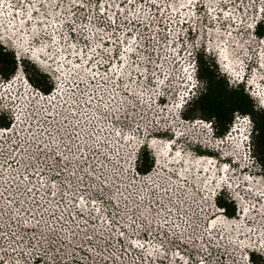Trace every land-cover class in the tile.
<instances>
[{
  "label": "snow or ice",
  "instance_id": "1",
  "mask_svg": "<svg viewBox=\"0 0 264 264\" xmlns=\"http://www.w3.org/2000/svg\"><path fill=\"white\" fill-rule=\"evenodd\" d=\"M2 2L3 0H0V3ZM19 2L26 13L20 23L26 24L28 31L25 32V29L19 25L17 27L20 37L27 36L30 39L18 37L20 42L17 43L9 38L8 45L14 50L8 51L4 36L0 33V82L5 86L17 80L22 86L27 83L28 87H25L24 91L28 92L26 99H29L31 107L23 121L11 109L8 110L7 115L0 116V181L3 182L0 201L7 206V208L0 206V215L11 212L8 215L11 224L22 228L25 233H31L32 239L28 242V250L19 249L18 252V246L25 242L26 237L23 234L18 235L11 226L5 228L0 225V238L8 242L0 244V264H20V261H23V264H30L29 258L33 254V249L37 247L44 249L45 256H50L48 264H65L69 256L75 264H83L84 259L95 260L96 257L104 260L102 251H97L93 255L92 252H85L84 247L81 246L77 250L84 252V257L75 261V252L68 251L70 241L66 236L69 234L64 231L70 222L80 228L81 225L76 222L77 217L85 219V210L89 208L93 209L90 215H94L99 211L96 205L104 202L110 204L118 215L124 212L131 221L132 227H136L139 221L149 231L156 229L164 231L163 238L158 245H153L151 251L144 249L143 244H134L135 247L148 252L147 256L139 257L141 261H152V264H155L153 257L155 253L156 256L162 257L161 264L170 261L173 257L178 258V264L181 261L184 264H188L189 261L191 264H213V261L215 264H227L229 260L233 264H237L238 261H242L243 264H259L257 250L264 252L262 247L264 224L257 226V223L258 220H264V212H261V208H264V192L256 196L254 203L241 209L240 216H236V209L245 198L236 191L240 185H235L232 192L227 191L232 185L223 175L219 180L212 181L211 187L206 186L207 178L199 185L195 182L197 180L195 175L190 180L187 174L194 169L188 168L181 171L168 169L162 165L164 175L161 176L160 170L156 171L159 181L153 179L149 182L138 179V175L151 173L157 159L153 156L149 164V150L159 151L161 145L156 141L168 135L164 133L163 136H155L151 120L145 127H141L146 112L152 111L156 105V97H160L161 106L156 115L163 116L165 122L170 123L172 120L179 121L178 111L188 105L190 96H195L194 89L199 90L197 80L193 77V72L196 71V66L193 64L194 54L199 55L201 79L207 72L204 62L207 53L213 54V64H217L218 58L222 57L225 70L243 64L242 57L250 53L255 57L253 67L264 71V62H261L264 61V0H139L140 4H148L153 14L147 17L145 30L149 35L140 33L137 37L131 32V28L126 34L133 42L137 39L146 41L143 47L137 44L134 49H124L125 52L131 50L136 55V59L128 67L142 68L135 76L125 70L124 57L121 56L119 49L114 56L109 54V65L103 75L93 68L97 62L96 58L89 56L85 51L90 45L85 43L84 48L76 47L75 21L67 23L68 34H66L61 30L65 27L61 22L64 17L60 15L53 17L46 7L47 4H54L55 13L59 14L66 0H41L40 7L45 10L43 16H40L39 9L34 13L30 11V8L35 7L34 0H28L27 4L24 0ZM127 5H131V11H137L136 0H125V3L118 7L123 8ZM87 8L85 0H71L69 4L73 16H76V9L87 11ZM98 9L103 15L105 9L99 0ZM34 16L40 17L36 23H33ZM172 17L177 18L175 30L166 27V23L167 25L173 23ZM85 19L90 20L91 17ZM101 27L104 25L102 24ZM109 27L123 31L115 20L109 21ZM132 27H145V25L132 24ZM154 27L155 31H153ZM157 36L161 39L157 40ZM137 50L145 56L141 63L136 62L140 60ZM21 52L29 58L22 59ZM113 60L119 61V64L113 63ZM181 60L186 61L187 66L181 68L179 66ZM233 61L236 64H233ZM175 69L184 74L182 77L184 91H176L169 107L168 94L172 92ZM249 72H252V68H249ZM234 74L237 79L241 78L239 71ZM126 77L134 83L139 81L138 91L129 87ZM28 88H31V91H28ZM4 91L10 98L6 87ZM54 91L57 93L56 96L52 95ZM101 92L104 95H101ZM119 93L122 95H118ZM231 95L237 93L232 92ZM4 98L0 96V104ZM45 105H52V108ZM141 107L146 111H140ZM59 108H63L64 111H56ZM197 108H201L199 100L189 111L183 113V117L186 120L191 119L207 134L209 130H214L215 113L195 118L192 112ZM133 112L136 113L135 117L131 115ZM229 119L234 124L236 120H240V117L233 111ZM240 123L247 124V116ZM15 124H22L23 128L13 132ZM156 124H159V119L156 120ZM24 129H27L28 137L20 136V132ZM232 131H235L234 127L216 133V136L218 139H226ZM12 136H16L17 139L13 140ZM45 136L47 139H44ZM240 136L241 139L232 137L234 141L232 148L243 160L247 153L242 152L241 145L246 143L248 137L243 129L240 131ZM175 142L173 134L170 144ZM141 148L138 162L142 159L143 165L137 168V175H133L131 164L138 149ZM258 151L260 164L264 166V147ZM69 154L75 160V168H72L73 159H69ZM161 155L166 156L167 153ZM175 157L181 158L182 153L176 151ZM228 163H232L231 157ZM236 167L240 168L241 165L237 164ZM21 168L23 172L20 171ZM10 169L12 172L8 178ZM220 171L223 173L227 169ZM50 172H54L55 175L45 183L44 178ZM62 173L67 179L62 177ZM256 176L264 178V172L245 176L244 179L252 183ZM58 180L61 188L60 199L56 201L55 208H50L49 205L53 200L49 197H56ZM220 183H223L225 188L221 190L223 194L216 205L220 209L226 207L231 209L224 215L231 218L229 224L232 233L238 235L235 239L231 235L227 237V246L217 245L220 251L214 255L209 248L216 245L217 240L225 239L221 233L227 231L223 223L217 224V221L222 220V216L216 213L206 214V226L202 229V235L196 237L194 234L200 231L196 220L201 219L200 214L205 212L206 206H212L209 204V199L215 195L217 185ZM73 184L75 188L72 187ZM261 187L264 188V185ZM93 188H95L94 194ZM17 189L20 191H16ZM40 189H45V196L37 200L32 209H24L26 216H22L20 209L23 201H18L17 197L27 196L35 200ZM65 190L71 194L70 201L66 199ZM249 192L252 194L250 189ZM84 193L88 194L87 199ZM229 199L233 201L232 204L227 203ZM60 203L65 204L63 209L60 208ZM13 204L16 205L15 211L11 209ZM81 205L84 207H80ZM249 211L255 213L257 219H250L247 215ZM111 215L109 213V217ZM45 216L48 219H45ZM173 216L183 223L172 220ZM241 220L247 221L243 227L240 226ZM96 223H104L106 227L113 229L119 226L118 222L114 224L110 219H97ZM87 227L85 219L83 228ZM167 228H171L173 232L169 233ZM189 229L191 232L185 237ZM212 232L217 233L215 239L211 235ZM70 234L76 233L73 231ZM85 235L91 247L94 242L91 236L87 233ZM124 235L125 233L121 231V243ZM156 235H160L159 231ZM172 235L176 236L175 241L170 239ZM185 239L199 244V247H193L191 251H185L184 255H181L177 241L187 249L189 245L184 243ZM10 245H13L11 251H9ZM109 255L111 258L104 260V264H112L113 260L118 259L114 254Z\"/></svg>",
  "mask_w": 264,
  "mask_h": 264
},
{
  "label": "rangeland",
  "instance_id": "2",
  "mask_svg": "<svg viewBox=\"0 0 264 264\" xmlns=\"http://www.w3.org/2000/svg\"><path fill=\"white\" fill-rule=\"evenodd\" d=\"M24 3L27 4L28 0H24ZM71 3V0H66V2L63 3V7H61L59 14L55 13L54 11V4H47L46 7L48 8L49 13L53 16L56 17L58 15L63 16L64 19L63 21H61L65 27L62 28L61 30L64 31L66 34H68V29H67V23L68 22H72L75 21V27H76V39H75V43H76V47L77 48H84L85 43H88L90 45L89 48H86L85 51L87 52V54L89 56H95L96 61L101 64L102 62L106 63L109 59V54H112L113 56L115 55L116 51L122 50V48L120 47V45L115 44L114 40V27L110 28L109 27V21L116 18L119 22H131L132 24H136L137 26L144 24L145 27H137L138 29L141 30V33H144L145 36L149 35L148 32H146L145 28L146 25L148 23L147 17L150 14H153L152 12H150L149 10V6L148 4H140V2L138 4H136V8L137 11L133 12L131 11V5H127L126 7H118V5H123L125 3V1L122 0H99V3L102 4L103 8L105 9L103 15H101L99 9H98V0H85V4L86 6H88L87 11H85L84 9H76V16L71 15V10L69 9V4ZM34 4L35 7L34 8H30V11L33 13L36 11V9H39L40 12V16L44 15V8L40 7L41 4V0H34ZM16 10L18 12L17 16L19 17L20 21L23 19V17H25L26 13H25V9L23 6H21L19 0H14L12 3H3L0 4V14L3 12L8 13V15L10 14V12ZM22 15V16H20ZM199 15H204V13H199ZM2 18L4 17L3 15H0ZM85 17H91L90 20H86ZM137 17H139V19H137ZM40 17H35L33 19V23H36V21L39 19ZM173 18V17H172ZM16 20V19H15ZM55 22V20H54ZM0 23L1 19H0ZM157 24L159 23V21L156 22ZM104 25V27H101V25ZM1 26V24H0ZM27 26V25H26ZM27 28V27H26ZM86 29V30H85ZM28 30V29H26ZM156 28H153V31H155ZM26 32V31H25ZM116 34V32H115ZM19 36H17L15 38L14 41H16L17 43L20 42V39H18ZM17 39V40H16ZM30 39V38H29ZM157 39V38H156ZM118 41V40H117ZM4 43L5 45L8 46L7 50L8 51H13L14 49H12L11 45H8V39L6 40L4 38ZM146 43L145 40L140 41V46L143 47L144 44ZM92 50H95V52H93ZM121 52V51H120ZM137 54L140 55V60H137V63H141V61H143L145 59V56L143 54L139 53V50H137ZM212 53H207L205 54L204 57V62H205V67L206 68H210L212 69L216 74L218 73V75L220 76V78H223L224 81L227 82V84L229 85V87H237L239 85H237V82H233L231 80H229L227 72L226 71H222L220 68L222 66H220L219 63L217 64H213L212 63ZM21 58L22 59H28L29 57H27L23 52H21ZM197 58V66H198V70H197V76H198V88L199 90H195V96H190L189 99V103L188 105L185 106L184 109L178 111L177 115L180 117L179 121L176 120H172L170 123L165 122V119L163 116H157L156 112L157 110L161 107L160 105H155L153 110L150 112H146L145 115V121L143 124H141V127H145V125L148 123L149 120L152 121V127L154 129V134L155 136H163L164 133H168L167 136H163L162 139H158L160 142L165 141L168 138L170 139L173 135V128L176 129V131H180L183 133V135H180V139L178 140V142H181L180 148H181V153H182V157L181 158H174V157H167L166 161L163 160L162 163H159V167L154 171V173L152 174V176H150L149 178L143 179L142 180H148L149 182L153 179H156L159 181V177L156 176V171L160 170L161 171V176L164 175V172L161 169V166L164 165L165 167H167L168 169H179L181 171H183V169L185 168V165L182 161L180 160H184L185 162V158H187L189 161H195L197 158V154L204 152L205 150H208V145L210 144L208 143V139H207V134H205L204 130L199 128L198 125H195L191 119H184L183 117V113L189 111L195 104V102L198 100V97L202 94L205 93L207 87H208V83H209V78H207V72L204 73L203 78L201 79V72H200V59H199V55H196ZM250 60L249 65L253 66V61L255 60V57L252 56L250 53L246 54V56L242 57V59L244 60ZM136 59V55L132 56V55H128L127 59H124V65H125V70L129 71L133 74V76H135V74L137 72H140L142 70V68H133V67H128L131 62ZM73 60L75 62V58L73 57ZM96 62V63H97ZM114 63H116V60H113ZM179 61V66L185 67L186 66V61L182 62ZM169 63H171V58H169ZM117 64H119V61L117 62ZM96 64L93 65V68L100 74L103 75L102 71H99V66L96 67ZM108 66V64L106 65V67ZM240 66V65H238ZM165 67L167 68V65H165ZM101 69L103 67H100ZM256 70V69H255ZM259 70V69H258ZM113 71H115V69H113ZM260 73L264 74V71L259 70ZM173 75L175 76V79L173 80V85H172V92L171 94H168V100H169V107H171V100H172V96L175 95L176 91L179 90L180 92L184 91V82L182 80L183 77V73L180 72L178 69L173 70ZM129 84V87L133 90L138 91L139 89H137V83H139V81L137 82H133L131 79H128L127 77L125 78ZM17 82V81H16ZM143 83H147V81H143ZM264 83V82H263ZM20 89L18 91V93L15 95V98H17L18 102H20V104L22 106H27L26 110L24 111V116L26 117L28 109L31 107V103L29 101V99H26V97L28 96V92L23 90L22 85L20 84ZM241 85V84H240ZM243 89L245 90V92H247V94L249 95V97L252 100V103L254 104V108L258 111H264V108L259 106L258 103L255 101L254 97L252 96V94H250V92H248V90L245 88V86L243 85ZM101 95H104L103 92H101ZM118 95H122V93H119ZM67 97H65L66 99ZM59 99V97H58ZM105 99L107 100V97L105 96ZM129 99H131L129 97ZM158 97H156V101H157ZM43 103V102H41ZM114 103V101H113ZM201 108H197L194 112H192V116L195 118H201L206 114H210L209 112H207L205 110V108L202 106V104L200 103ZM48 108H52V105H45ZM56 111H64L63 108H59L56 109ZM140 111L145 112L146 110L141 107ZM180 112V115H179ZM242 112L240 111H235V114L238 115ZM67 114V113H65ZM7 115V112H2V116ZM131 115L133 117L136 116V113L133 112L131 113ZM251 120L255 123V129H256V135L255 137L252 139L251 143H252V155L255 157L254 160L255 162L253 163L252 166L249 167H245V168H237L236 167V163L234 164L233 162L231 163V166L226 167L227 171L224 172V179L227 180L229 182V184L232 185V187L227 188L228 192H232L233 188L235 187V185H240L239 189H236V191L240 192L241 196H244V201L240 202L239 204H244V203H248L247 205L254 203L255 202V198L256 196H259L261 192H264V188L260 187L261 185H263L264 182V178H262L261 176H256L255 180L252 183H249L248 181H246L244 179L245 176H249V173L251 174L250 176H252L255 173H261L264 172V166H262L260 164V160H259V151L258 149H260V145L258 143V139H259V132L260 129L259 127H257L258 121H256L255 118H253L251 115ZM121 118H123V116H121ZM159 119V124H156V120ZM185 121H184V120ZM213 122L214 125L216 127V129L222 133L224 132L225 129L230 127V124H232L231 122L229 124H227V128L224 127L223 123L221 122V120L218 117H213ZM103 126V125H101ZM46 127V126H45ZM53 131H55V129H53ZM22 134L26 137H28L29 133L27 131V129H24ZM44 139H47V137L45 136ZM59 139V137H58ZM157 140V141H158ZM158 141V142H159ZM159 142V143H160ZM201 143V144H200ZM246 145H248L247 141H246ZM142 152V148L140 149ZM184 152V153H183ZM186 153V155H184ZM149 164H151V160L152 157L155 154V150L154 149H150L149 150ZM184 155V156H183ZM186 156V157H185ZM220 157V156H218ZM170 160H169V159ZM174 158V159H173ZM22 159H26V157H23ZM69 159H73V165L72 168H75V160L72 157L71 154H69ZM178 161L176 162L175 161ZM178 159V160H177ZM198 160H202V159H198ZM204 161H206V159H203ZM197 161V160H196ZM226 161V159H219L218 162V166H217V171L216 172V177L211 179V177L209 175H205V173L203 171H200L199 173H195V174H191L188 173V178L191 180L192 176L195 175L197 177V180L195 181L197 183V185L200 184V182L202 180H204L205 178L208 179V184L206 186L211 187L212 182L211 181H215L217 180L219 174H221L220 172V165H222V163ZM227 161H229V159H227ZM242 161V160H240ZM168 162V163H167ZM172 163V164H171ZM221 163V164H220ZM167 164V165H166ZM177 164V165H176ZM142 165H143V161H142ZM184 167H183V166ZM40 167H43V165H40ZM71 170V169H70ZM21 172H23V169H20ZM202 174H203V178H202ZM8 178H10L11 176V172H9L8 174ZM229 176L228 179H226ZM63 177V175H62ZM64 179H67V177H63ZM211 180V181H210ZM261 185H258L260 183ZM48 180H45V183H47ZM2 181L0 183V191L3 190L2 188ZM33 183H38V181H33ZM257 183V184H256ZM247 184V188H245V185ZM258 185V186H257ZM223 187V189L225 188L224 185H221ZM257 186V187H256ZM73 188H75V184L72 185ZM254 188V189H253ZM249 189L251 190L252 195L249 192ZM260 190H262L260 192ZM16 191H20V189H17ZM57 195L55 198L49 197V199L53 200V203L51 205H49L50 208H55L56 206V201H59L60 199V181H57V188L55 189ZM66 191V199L67 200H71V194L69 192ZM256 191V192H255ZM93 194L95 193V188L92 189ZM255 192V193H254ZM221 194L217 196L213 199V196L210 197L209 199V204L212 205L211 207L206 206L205 207V212L200 214L201 215V219L196 220V224H198L200 226V231H197L194 235L196 237H199L202 235V229L206 226L205 221L207 220V215L209 213H218L222 216V220L219 222L217 221V224H221L223 223L226 227H227V231H223L221 233V235L223 237H225V239H220L217 240L216 245H212L209 248V251H213V254L215 255L216 252L220 251V248L217 247V245H224L227 246L228 245V240L227 237H229L231 235V237L233 239L236 238V236L238 234L232 233L231 230V226L229 224L230 220H227L225 218V216L221 213V211H217V207H216V202L217 200L222 196V191L220 192ZM259 194V195H258ZM13 195H15V192H13ZM86 199H87V193H84ZM125 195H127V193H125ZM45 196V189H40V192L38 194V196L36 197L35 200L27 197V196H19L17 197L18 201H23V204L21 206L20 212L22 216H26V213L24 212V209H32L34 207V205L36 204L37 200H40L41 197ZM119 202V201H118ZM228 202L230 204L233 203V201L231 199L228 200ZM43 203V202H42ZM0 206H3L5 208H7L6 205H3V201H0ZM65 207L64 203H60V208L63 209ZM80 207H84V205H81ZM97 208H99L98 212H95L94 215H90L91 212H93V209L89 208L85 210V219L87 220V224L88 227L85 229L83 228L84 224H85V219H81L80 217H77V223L81 225L80 228L76 227V224L73 223H69L68 227L65 228V233L69 234L66 236V239L70 241L69 246H68V251L69 252H75V261H79L81 260V258L84 257V252L78 251L77 249H79L81 246L84 247L85 252H92L93 255H95V252L97 251H102L103 252V256H104V260H108L110 259V253L114 254L118 259L113 260L112 264H152V261H141L139 259V257L141 256H147L148 252L145 251L144 249H147L149 251L152 250L153 245H158L161 238H163L164 236V231L161 229H156L153 231H149L142 223H140L138 221L137 226L136 227H132L131 226V221L129 220L128 216L124 213L121 212L119 213V215L117 214L116 210L110 205L107 204L106 202L104 203H100L96 205ZM11 209L13 211L16 210V205L13 204L11 206ZM71 211H75L74 209H70ZM261 212H264V208H261ZM109 213H111V217H109ZM11 212H8V214L6 215H0V225H3L5 228H8L9 226H11L13 231H16L19 234H23L26 237V240L23 244H20L18 246V252L19 249H24V250H28V242L31 241L32 239V234L31 233H25L23 232L22 228H17L16 225L11 224V221L8 220V215H10ZM39 213L37 212V215ZM236 216H239L237 214V209H236ZM137 216H139V213H137ZM65 217L67 218V213H65ZM248 217L250 219H257L255 213L251 212L248 214ZM104 219V220H111L114 224L118 222V227L113 228H108L105 226L104 223H96L97 219ZM13 219H15V217H13ZM45 219H48L47 216H45ZM149 219H151V217H149ZM159 220V218H157ZM172 220H176V217L173 216L171 218ZM52 222V221H50ZM177 223H183V221H179L176 220ZM234 222V221H233ZM54 223V222H52ZM247 223L246 220H241L240 221V226L243 227L245 224ZM260 224H264V220H258L257 226H259ZM57 227H59V225H56ZM75 232V235H71V232ZM123 231L125 233L124 237L122 238V243H121V237H120V232ZM159 231L160 235L157 236L156 232ZM167 231L169 233H172L173 230L171 228H167ZM147 232V238H145V233ZM191 232V229L188 230V232L185 233V237L188 235V233ZM85 233L88 234V236H91V240L94 242L92 244V246L90 247L89 244V239L88 237L85 235ZM213 239L216 238L217 233L216 232H212L211 233ZM170 239L172 240H176V236L172 235L170 237ZM181 239H184L183 237H181ZM258 239V237H257ZM202 242V241H201ZM8 242L6 240H3L2 238H0V244H7ZM185 244H188L189 247L187 249L184 248L183 245L179 244V242L177 241L178 247L180 249V251L182 250L183 253L180 254L184 255L185 251H191L193 247H199V244H195L194 242H190L188 240H184ZM246 243H249L248 241H246ZM134 244H145L144 245V249H139L137 247L134 246ZM13 245L9 246V251H11V247ZM75 246V248L73 247ZM47 247V246H45ZM262 247H264V245H262ZM173 251H175L173 249ZM258 252V257L257 259H259V264H264V258H261L262 256H264L262 254V252H260V250H257ZM153 257L155 259V264H161V259L162 257L156 256L155 253H153ZM50 259V256H45L44 254V249H41L39 247L33 249V254L30 256L29 260H30V264H48V261ZM104 260H101L99 257H96L95 260H91V259H84L83 264H104ZM190 262V261H189ZM20 264H23V261H20ZM65 264H75V262L73 261L72 257L69 256V258L65 261ZM164 264H178V258L177 257H173V259H171L170 261H165ZM179 264H184V262H179ZM191 264V263H188ZM213 264H215V261H213ZM227 264H233V262L231 260L227 261ZM237 264H243L242 261H238Z\"/></svg>",
  "mask_w": 264,
  "mask_h": 264
},
{
  "label": "trees",
  "instance_id": "3",
  "mask_svg": "<svg viewBox=\"0 0 264 264\" xmlns=\"http://www.w3.org/2000/svg\"><path fill=\"white\" fill-rule=\"evenodd\" d=\"M206 69L209 83L205 93H202L198 97L199 102L207 112L210 114L215 113L214 117H218L224 127L230 123L229 118L233 111H240L251 115L258 121L257 127L260 129L258 143L260 148L264 147V111H258L254 108V104L247 92H245L244 89L241 91L242 85L229 87L227 82L224 81L223 78H220L218 73L216 74L209 67ZM232 92H236L237 95H231ZM201 97H203V99H201ZM249 101H251V103H249ZM227 203L230 204L229 202ZM224 210L226 212L231 211V209L227 207L224 208Z\"/></svg>",
  "mask_w": 264,
  "mask_h": 264
},
{
  "label": "built area",
  "instance_id": "4",
  "mask_svg": "<svg viewBox=\"0 0 264 264\" xmlns=\"http://www.w3.org/2000/svg\"><path fill=\"white\" fill-rule=\"evenodd\" d=\"M13 1H14V0H3V2L0 3V4H3V3H4V4H5V3H12ZM112 20H115V21L117 22V24H118L120 27L123 28V31H121V30H119L118 28L114 27V35H115V36H114V40H116V41H115L116 47H117V45H120V47L122 48V50H120V51H121V52H120L121 56H123L124 59H127V58H128V55H132V56H134L133 54H130L129 51L125 52L124 49H129L130 47H135V48H136V45H137V44L140 45V41H141V39H137L135 42H133L132 39H131L128 35H126V34L129 32V29L131 28V32H132L133 34H135V35L138 37V36L140 35V33H141V30L138 29L137 27H132V23H131V22H129V23L126 22V21H124V22H119L116 18H114V19H112ZM172 20H173V23H172L171 25H167V23H166V27H172V28L175 30V28H176V23H177V19H176L175 17H173ZM115 32H116V34H115ZM156 38H157V40H160V39H161L160 36H157ZM117 40H118V41H117ZM196 55H197V54H194V57H195V60H196V62H197ZM117 62H118V61L116 60V63H117ZM113 63H114V62H113ZM107 64L109 65V60H108L106 63L102 62L101 64H99V63L97 62L95 66H96V67L99 66V71H102L103 74H104V73H105V70L108 68V66L106 67ZM100 67H103V68L101 69ZM197 79H198V77H197ZM5 87H6V91H7V93L10 94V98H8V96H6V93H5V91H4ZM22 87H23V90H24L25 87H28L27 83H26L24 86H22ZM19 89H20V85H19V81H18V80H17V82H16V81H13V83H12L11 85H7V86H5V85L3 84V82H0V96L5 97V98L3 99V101H2V104H0V116H2V112H8V110L11 109V111H12L13 113L19 115L21 121H23V120L25 119L24 111L26 110V108L28 107V105H27V106H22V105L20 104V102H18L17 98H15V95L18 93ZM28 91H31V88H28ZM52 95H53V96H56L57 93L54 91V92L52 93ZM159 100H160V97H158V99H157V103H158V104L156 103L157 105H160V104H159ZM24 109H25V110H24ZM183 120H184V119H183ZM184 121H185V120H184ZM21 128H23V125H22V124H15V125L13 126V132L20 131ZM22 132H23V131L20 132V136H21V137H26V136H24V135L22 134ZM9 135H12V134L9 133ZM12 139H13V140H16L17 137H16V136H12ZM165 139L169 140L168 138H165ZM140 156H141V150L138 149L137 154H136V156H134L133 161H132V164H131V167H132V174H133V175H137V171H136L137 168L140 167V166H142V159H139V162H138V158H139ZM154 156H155V155H154ZM22 158H23V157H22ZM158 167H159V165L156 163V164L154 165V168H153V170L151 171L150 174H149V173H142V174H139V175H138V179H141V178H143V179L149 178L150 176H152V174L154 173V171H155ZM21 169H23V168H21ZM9 172H12V170L10 169ZM54 175H55L54 172H50L49 175H48L47 177H45L44 179H45V180H49V179H50L52 176H54ZM61 175H63V173H62ZM250 175H251V174L249 173V176H250ZM58 181H59V180H58ZM0 183H1V181H0ZM56 183H57V181H56ZM223 213H225V212H223ZM144 245H145V244H144ZM180 252H181V254L183 253L182 250H181ZM188 263H191V261L188 262Z\"/></svg>",
  "mask_w": 264,
  "mask_h": 264
},
{
  "label": "bare ground",
  "instance_id": "5",
  "mask_svg": "<svg viewBox=\"0 0 264 264\" xmlns=\"http://www.w3.org/2000/svg\"><path fill=\"white\" fill-rule=\"evenodd\" d=\"M34 13V12H33ZM17 14H18V12L16 11V10H14V11H12V12H10V14L8 15V13H7V11L6 12H2L0 15H3L4 17L2 18L1 16H0V19H1V22L2 23H0L1 24V26H0V33H2L3 34V36H4V38L7 40H9V38H11L12 40H15V38L17 37V36H19L20 37V33H19V30H18V27H17V25H19V27H21V28H24L25 29V31L27 32L28 30H26L27 28V26H26V24H21L20 23V19H19V17L17 16ZM20 16H22V15H20ZM24 18V17H23ZM16 19V20H15ZM30 37H27V36H24V37H21V39H29ZM17 40V39H16ZM219 60H220V63L221 64H223V59H222V57H219ZM261 62H264V61H261ZM233 64H236V62L235 61H233ZM224 66V65H223ZM254 80H255V82L257 83V86H258V88H259V90H258V94H260L261 96H264V74L263 73H260V71L258 70V69H256L255 70V72H254ZM257 94V95H258ZM241 129H244V127L242 126V128ZM240 134H237V136H239ZM159 141V140H158ZM158 141H156L157 142V144L158 145H161V147H160V149H159V151H156L155 149V155L157 156V158H158V160H159V163H162V161L163 160H165L166 161V158L167 157H174L175 158V152L176 151H180L181 152V148H180V146L178 147V150H175L174 151V147H173V145L174 144H170V140H165V141H162L161 140V142L159 143ZM161 153H167V155L165 156V155H161ZM184 153V152H183ZM184 156V155H183ZM169 157V158H170ZM186 157V156H185ZM168 158V159H169ZM173 158V159H174ZM170 160V159H169ZM178 160V159H177ZM190 160V159H189ZM187 158H185V162H184V160H180V161H182L183 163H184V165H185V168H188V169H194L191 173L192 174H195V173H199L200 171H203L204 173H205V175L207 176V175H209L210 177H211V179H213V178H215L216 177V172H218L217 171V166H218V162H216V161H213L212 163H210V161L208 162L207 160L206 161H204L203 159L202 160H195V161H189ZM175 161H176V159H175ZM176 162H178V161H176ZM168 163V162H167ZM172 164V163H171ZM165 165V164H164ZM167 165V164H166ZM177 165V164H176ZM183 166V165H182ZM184 167V166H183ZM220 169H226V167H223L222 168V166L220 165V167H219ZM180 169V168H179ZM221 172V171H220ZM190 173V174H191ZM221 175H223L224 176V172L223 173H221V174H219V176H218V178H217V180H219L220 179V177H221ZM227 177V176H226ZM202 178H203V174H202ZM211 181V180H210ZM212 182V181H211ZM209 183V182H208ZM260 183V182H259ZM261 183H263V185H264V182H261ZM261 183L260 184H258V185H261ZM257 184V183H256ZM257 185V186H258ZM256 186V187H257ZM261 187V186H260ZM254 189V188H253ZM262 190H260V192H261ZM264 191V190H263ZM256 192V191H255ZM254 192V193H255ZM260 194V193H259ZM258 194V195H259ZM248 204V203H247ZM247 204L246 203H244V204H240V213H241V209H243L244 207L243 206H247ZM249 213H250V211H249ZM248 213V214H249ZM216 214H218V213H216ZM247 214V215H248ZM220 222V221H219Z\"/></svg>",
  "mask_w": 264,
  "mask_h": 264
},
{
  "label": "clouds",
  "instance_id": "6",
  "mask_svg": "<svg viewBox=\"0 0 264 264\" xmlns=\"http://www.w3.org/2000/svg\"><path fill=\"white\" fill-rule=\"evenodd\" d=\"M219 62H220V60H219ZM193 64H195V66H196V71L193 72V77H194L195 80H197V86H198V79H197V77H198L197 76L198 66H197V62L195 60V57L193 58ZM220 69L222 71H226L223 66ZM228 78H229V80H231V78L229 76H228ZM233 82H237V85H240V84L241 85H244L245 88L248 90V92H250V94H252V96L254 97L255 101L258 103V105L264 108V100H263V98H260L259 96H257L256 94H254L252 92V89H250V87H249V81H244V77L242 76L240 79H238V81H233ZM242 114L244 115V117L247 116V118H248V123H247V126H248V130H247L248 140H247V143H248V145L247 146H248V150L252 153V143H251V141H252V139L255 137V135L257 133L256 132V129H255V123L251 120V117H250L249 114H247V113H242ZM176 138L177 137H175V140H176ZM251 157H252L251 160L253 162L252 163H249V166H252L253 163L256 160V159L254 160V158H255L254 156L251 155ZM225 165H226V167H228V165H229V167L231 166V164H229L228 161H227V163ZM222 167H225V166L223 165ZM222 189L223 188H221L218 191V193L216 194L217 197L221 194L220 192H221Z\"/></svg>",
  "mask_w": 264,
  "mask_h": 264
}]
</instances>
